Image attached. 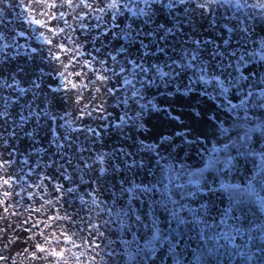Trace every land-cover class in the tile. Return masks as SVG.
Masks as SVG:
<instances>
[{
  "label": "snow or ice",
  "instance_id": "snow-or-ice-1",
  "mask_svg": "<svg viewBox=\"0 0 264 264\" xmlns=\"http://www.w3.org/2000/svg\"><path fill=\"white\" fill-rule=\"evenodd\" d=\"M34 6L80 10L72 19L80 22L83 42L45 20L26 22L46 28L52 37L63 33L77 55L91 57L83 67L92 70L95 80L92 75L79 85L65 80L61 68L67 65L60 63L59 53L69 49L39 32L34 39H43L47 54L42 47L29 45V59L35 62L39 56L49 65L60 63L48 72L50 84L56 87L45 85L43 72L36 78L29 75L28 87H20L18 77L28 75L27 69L10 67L20 54L8 52L24 45L5 42L0 47L4 53L0 90L6 93L0 94V169L19 163L22 171L35 156L34 170L39 173V159L51 157L45 167L57 169L59 178L67 181L53 186L59 197L44 201L59 206L47 217L52 223L39 220L26 228L33 213L45 214L43 205L23 207L26 200L14 199L23 187L15 192L12 177H0V187L5 188L0 199L2 248L18 246V229H22L32 234L24 241L29 246L18 255L26 254L37 264H70L71 256L80 264L70 248H59L55 232L35 230L41 224L45 229L59 227L60 221L75 224L79 219L84 224L81 213L87 211V227L95 235L90 232L92 238L85 243L101 249L95 239L105 241L107 260L101 255L103 249L96 253L102 264H264V116L256 114L264 112V0H60L59 4L0 0V17L32 16ZM233 8L259 10V14L241 18L220 11ZM91 13H98L95 23L86 22ZM40 15L57 20L51 11ZM65 15L60 11L59 19ZM190 21H207L208 28L197 32ZM64 25L77 31L68 20ZM10 31L13 41L17 35L25 36L23 30ZM0 39L7 41L8 36L0 31ZM85 44L91 45L90 51ZM73 75L79 79L83 73ZM61 91L64 95L58 98ZM28 93L31 97L22 99ZM90 104L94 107L89 110ZM52 108L63 115L50 114ZM30 121L32 130L25 127ZM113 130L115 139L108 147L105 131ZM25 141L31 142V151L19 146ZM45 141L48 147H43ZM5 152L7 158L2 156ZM194 156L196 164H189ZM32 174L30 166L29 179ZM240 175L243 181L232 182L231 177ZM45 178L54 179L47 174ZM85 187L94 208H85L84 196H77ZM9 198L11 205L6 203ZM17 206L22 211L9 212ZM93 211L103 221L104 231L92 223ZM24 212L28 217L19 223ZM9 216L16 218L15 225L8 222ZM37 235L42 243L33 242ZM59 235L65 244L80 247L72 239L76 233ZM9 258L0 252V264H8Z\"/></svg>",
  "mask_w": 264,
  "mask_h": 264
},
{
  "label": "rangeland",
  "instance_id": "rangeland-1",
  "mask_svg": "<svg viewBox=\"0 0 264 264\" xmlns=\"http://www.w3.org/2000/svg\"><path fill=\"white\" fill-rule=\"evenodd\" d=\"M30 0L25 1V3H30ZM51 2V1H50ZM56 2L59 4L60 2L58 0H56ZM254 2V0H248V3H252ZM59 8V7H58ZM55 9L53 10V14L55 16L59 15L60 11ZM66 6L63 8L65 9ZM67 9V8H66ZM35 10V9H34ZM32 13V16H28L27 14H25L24 18L21 17L20 10H16L17 13H20L19 15V19L21 20V18L24 20L23 25L25 26L28 22V20L32 19V18H36L39 19L38 16H35V13ZM37 12V14L40 15L41 13V9L40 10H35ZM222 13H224L225 15L231 16L233 13H235L237 16L241 17V18H246L245 17V13H250L252 12V14H259V10H254V9H248V8H243L239 11H237L236 9H230L225 13L224 9L220 10ZM23 15V14H22ZM11 17V16H10ZM211 19V18H210ZM3 18L0 17V23L2 24L3 22ZM193 24V27L196 28L197 32H203V29L208 28V22L207 21H199V23H196L194 21H190ZM26 23V24H25ZM203 25V28L200 27V25ZM188 27V24H185V28ZM26 28V27H25ZM27 29V28H26ZM88 45V44H87ZM89 47V48H88ZM87 49L90 50L91 49V45L87 46ZM60 54V53H59ZM26 60L29 59V57L25 58ZM21 60H23V58H21ZM92 75V72L89 74ZM20 78V77H18ZM36 78V77H35ZM93 80H95V75H92ZM82 78H77L75 80H73V82H76L78 85L83 83L85 80H81ZM67 87L70 89L71 88V84H68ZM60 93H62V95H60ZM15 95H12V99L16 98V93H14ZM86 94V93H85ZM64 95L63 91L57 93V97H62ZM31 96V93H28L27 96L23 97L22 99H29V97ZM102 99L107 100V97H103ZM236 102V101H234ZM44 106V105H42ZM163 106V105H162ZM62 107V106H61ZM94 107V105H89V110ZM118 109H116V111L118 112ZM69 112L72 111L71 108L68 109ZM109 111H112L111 108V104L109 105ZM25 114H27V109H25ZM50 114H55L57 116L63 115V112L59 109V108H52L50 110ZM256 114L258 116H264V112H261L259 110L256 111ZM69 120H71L72 118L69 117ZM92 120H96V116L92 117ZM107 122V121H106ZM261 121H257V123H259ZM60 123H64V121H60ZM78 126V125H73ZM251 126V125H250ZM25 127H27L29 130H32V122L30 121L27 125H25ZM52 127H56L55 124L52 125ZM92 127H96L95 123H92ZM101 129H98V131ZM175 130H179L178 128H176ZM61 132H64L65 129H60ZM106 133V131H105ZM21 135H23V133H21ZM44 133L41 132L40 136L44 137ZM109 135L112 136V140H109ZM115 139V130H113L112 134H105V140L108 141L107 146L110 147L111 143L114 141ZM179 142V141H177ZM30 141H25L24 144L19 145L23 151H31V148L28 147V145L30 144ZM40 145H37V147H39ZM43 147H48L47 142L45 141L43 143ZM88 153H85V156H87ZM3 158H7L8 153H2ZM24 156L21 155L20 156V160H23ZM56 159H59V157H56ZM198 160V157H193V159L189 160L188 163L189 164H196ZM37 162V158L34 156L33 160L29 161V164L23 165L22 166V171H21V165L19 163L13 164L11 166H5L4 168L0 169V177H4L7 178L8 176H11L12 179L15 181V185H14V190L15 192H21V188L23 187L24 191L21 193V196H17L14 199L21 201L23 203V201H27V203L23 204V207H41L43 205L44 207V215H40L39 213H33L32 216L29 218V224L25 225L26 228H30L31 224L39 221V220H43L47 223H52L51 221L47 220V217L50 215H53L56 213L57 208L59 207L58 205H56L55 203H53L52 205H47L44 203L45 199H51V200H55L57 197H59V193H54L53 192V186L54 185H58V184H67V181H63L59 178L58 174H57V169L53 168L51 170H49L48 168L45 167L46 163H51V157L50 158H46V159H39V163H40V172L36 173L34 170V165ZM30 166L33 167V174L31 179L28 178V172H29V168ZM249 167H251V165H249ZM69 172H71V169H69ZM23 174L24 178L22 180H16V176L17 175H21ZM45 174H47V176L49 177H54V179H46L45 178ZM226 179H228L226 177ZM244 177L243 175L240 176H233L231 177L232 182H240L243 181ZM28 185H32L31 188L28 187ZM38 185V186H37ZM67 186L70 187H75V185H71L68 184ZM5 190L4 187H0V199H4L3 197V191ZM11 190V189H10ZM88 191V189L85 187L83 192H78L77 196H84L85 201H87V204L84 205L85 208L87 207H93L94 206L91 204V198L87 195H85V193ZM32 195L34 196L36 199L34 200H30L28 199V196ZM104 198L103 195L100 196V199L102 200ZM38 201V202H37ZM6 203H8L9 205L13 204V198H9ZM76 205H80V201L79 199H77L75 201ZM192 206L195 207L196 203L193 202ZM13 211H17L20 212L22 211V208L20 206H17L15 209L10 207L9 208V212H13ZM0 214H3V209L2 207H0ZM59 214L61 216H63V210L61 209ZM81 216H83L85 223L81 224L80 220L77 219L75 224H72L68 221H60L59 222V227H54L51 229H45L43 224L40 225L39 229H36L35 231L37 233H39V231L43 230L46 234L51 233V232H55L57 234V238H58V246L59 248H70L72 252L76 253V255L80 258V264H93V261H95V264H102L101 261V256H97L96 253L98 251H101L103 249V251H101V255L104 256L105 261L107 260V257L105 255V253L107 252V249L103 248V245L105 243V241H103L100 237H96L95 239V243H98L101 245V249H96L92 243H85V241L91 240V236H90V232L92 233V235H95L94 230L89 229L87 227V221L89 220V213L87 211H84L81 213ZM28 217V213L24 212L23 216L20 218L19 223H23V219ZM106 218V217H105ZM8 222L10 224L15 225L17 223V220L15 217H8ZM3 221H0V226H3ZM92 223L93 224H99L100 225V230L104 231V226H103V221L102 220H97L95 218V211H93L92 213ZM18 231L20 232V237H19V241H18V246H10V248L8 250H4L2 248V245H0V252H3V254L5 255H9V261L8 264H13V261L15 262V264H37V262L32 261L30 257H27L26 254H22V255H18V252L23 251V248L28 247L29 245L24 243V241L27 239V237L29 235H31V232H25L22 229H18ZM60 231H65L67 232L69 235H71L72 233H76L75 236L72 237V239L75 241V243L77 245H79V248H73L71 246V244H65L63 237L59 235ZM12 233H9V236H11ZM33 242H43V239L41 237H39L38 235L33 237ZM57 246L56 241L53 242V247ZM81 253L83 255H81ZM69 260H70V264H76L75 260L71 258V256H69ZM38 264H47L46 261H40L38 262ZM53 264H55V262L53 261Z\"/></svg>",
  "mask_w": 264,
  "mask_h": 264
},
{
  "label": "bare ground",
  "instance_id": "bare-ground-1",
  "mask_svg": "<svg viewBox=\"0 0 264 264\" xmlns=\"http://www.w3.org/2000/svg\"><path fill=\"white\" fill-rule=\"evenodd\" d=\"M25 1L28 2V0H25ZM58 1L60 2V0H58ZM74 2L78 3V0H74ZM243 2H244V0H241V3H243ZM66 8L65 9L58 8L57 11H64L66 13V15L63 19H59V15H57V20H55V21H50V20H48L47 17L37 14V12L35 11V10L41 9V12L51 11L53 13V10H47V9L40 7V6H34V9H35L34 13H35V16L39 17V19L47 21V23L50 26L64 27L65 32L68 35L72 36V40H80L81 42H83V37L80 35V29H79V23L80 22L78 20L72 19V17L74 15H78L80 13V10L76 9L75 11H73L72 9H70L68 7H66ZM252 12H250V13H252ZM225 13H228V12H225ZM22 14H21V17L24 18L26 13H22ZM245 14H247V13H245ZM96 15H98V13H91L90 17L85 18L86 22L95 23L96 21L94 18ZM2 18L4 21L2 22V24L0 23V31L4 32L8 36V40L5 41L3 39H0V47H2V45L5 42L24 45V47H22V48H16L14 51L8 52L9 56L14 55L15 52H19V54H20L19 57H17V59L15 61L11 62L10 67L19 66L21 68L27 69L28 75H24L23 73H21L20 78H18V79L22 78L21 83H20V87H28V84L25 81L28 79L29 75L32 76V78H35L37 76H40L41 72H43L44 73L43 79H44L45 85H50L51 88H55L56 87L55 83L50 84V78L48 76V72L51 70L52 67L59 68L60 63L67 65L66 68H61V71L65 73V77H64L65 80L73 82V80L76 79V76L73 75V73L74 72H82L83 75L80 78H82L81 80H85L83 83H87V79L85 77H87L92 72V70L89 68H84L83 63H84L85 59H91V57L87 56L86 53L84 55H77L74 44L71 41L65 39L63 33L60 34L59 37H52V35L47 32L46 28H39V26L31 25L30 23H27V24L25 23L26 25L24 26L23 25L24 20L22 18H21V20L19 18H17L16 16H11V17L8 16V17H2ZM64 20H68L69 25H71L72 28H75L77 31L75 33H73L71 31V28H68L67 26L64 25ZM9 21H10V23H9ZM5 25H7V26H5ZM13 29L15 30V32H19V31L23 30L25 32V36L20 37L17 35L15 37V41H13L11 37H12V35H14V33L10 31ZM39 32H43L45 37L55 38V39H57L58 42H63L66 44L69 51L66 53H60L59 54L61 56L60 63L54 62L52 65H49L46 62H42L41 58L39 56L36 57L35 62H33V60H31V59H28V60L25 59L26 57L30 56V48L28 47L29 45H35V46L42 47L44 49L45 54H47V46L43 45V39L42 38L39 40L34 39V37L39 35ZM88 45L85 44V48H87ZM53 51L59 52L58 49H53ZM80 51L84 52V49L82 48ZM3 56H4V53L2 51H0V60L3 59ZM21 58H23V60H21ZM0 67H2V65H0ZM96 67H98V65ZM54 79L59 80V77H54ZM0 94H6V93H4L3 90H0ZM12 95H15V94L13 93ZM60 95H62V93H60ZM119 111H120V109H118V112ZM153 122H155V121H153ZM105 134L107 135L109 133L106 132Z\"/></svg>",
  "mask_w": 264,
  "mask_h": 264
}]
</instances>
